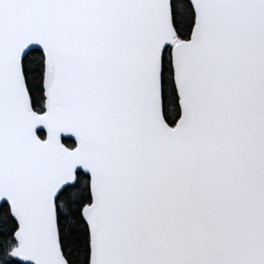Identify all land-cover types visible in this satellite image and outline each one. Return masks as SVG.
<instances>
[{"label": "snow or ice", "instance_id": "obj_1", "mask_svg": "<svg viewBox=\"0 0 264 264\" xmlns=\"http://www.w3.org/2000/svg\"><path fill=\"white\" fill-rule=\"evenodd\" d=\"M0 264H264V0H0Z\"/></svg>", "mask_w": 264, "mask_h": 264}]
</instances>
